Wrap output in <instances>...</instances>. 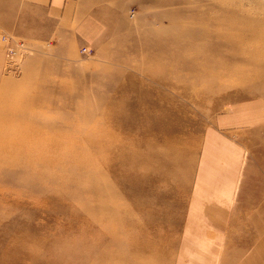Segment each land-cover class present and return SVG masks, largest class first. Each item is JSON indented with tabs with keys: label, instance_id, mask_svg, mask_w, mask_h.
I'll return each instance as SVG.
<instances>
[{
	"label": "rangeland",
	"instance_id": "374dc122",
	"mask_svg": "<svg viewBox=\"0 0 264 264\" xmlns=\"http://www.w3.org/2000/svg\"><path fill=\"white\" fill-rule=\"evenodd\" d=\"M0 2V179L17 191L35 196L29 208L18 210V216L42 229L46 224L52 236L59 238L62 234L70 239V243L84 235L92 234L94 238L99 231L111 227L122 231L124 236L128 233L130 239L141 243L154 235L155 227H161L162 230H157L165 241L166 255L158 264H179L180 261V264H196L194 260L200 258L204 264H223L230 250L238 251L242 245L241 218L232 216L231 205L210 202L219 197L216 192L218 197L213 194L208 201L212 203V213L220 217L201 220L198 212L205 205H199L195 211L197 205H189L188 192L191 193L195 181L213 183L218 178L206 176L205 169L210 164L205 168L203 165L208 159L206 155L211 156L210 150L205 151L206 155L204 150L214 148L216 143L233 147L221 157L228 164H235L238 175L245 162L253 163L256 168L252 171H260V181L264 183V125L240 130L234 138L225 139L215 132L213 124L219 112L231 104L236 107L249 105L245 109L250 110L249 113L264 110V79L238 84L233 80L243 78L241 71L224 73L219 76L225 80L220 91L199 94V101L195 90L200 87L194 82L200 86L216 82L214 76L198 77V70H187L178 65L168 72L165 65L169 64L170 57L159 54L153 60L151 50L158 45L154 43L170 36L185 34L181 39L186 42L189 40L187 34L212 29V20L227 13L219 10L222 5L234 10L232 16L236 17L235 11H239L245 21L264 23V0H70L68 11L73 19L65 21L64 14L50 15L53 19L49 18L50 25L39 22L40 17L26 0ZM208 13L218 15L213 17ZM34 15L36 23H32ZM89 16L93 18L95 30L87 38L80 34L79 27ZM84 45L90 47L87 54L81 51ZM10 46L15 47V54L9 53ZM234 61L242 65L243 72L256 77L264 70L261 66L245 64L241 59ZM211 65L215 69L225 68L221 61ZM175 89H182L184 95H179ZM155 90L174 106L171 107L173 110L169 107L160 110L153 107L152 110L158 116L163 115L169 124L181 119L182 124L190 128L189 140H194L188 168L183 167L185 190L176 189L158 168L149 171L142 163L135 168L150 174L152 178L148 184L129 193L121 172L108 173L100 185L95 183L112 191L102 194H106V198L101 194L96 197L99 192L96 184L93 187L92 184L99 174L92 168L104 166L102 170L107 173L110 158L104 148L106 142H95L94 138L116 129L121 134L127 130L135 135L138 132L136 125L143 127L147 120L144 118L122 129L116 116L121 113V119L136 117L141 113L142 92L150 91L152 100H160ZM123 110L127 116L123 117ZM111 111L116 112L115 115ZM21 132L44 133L47 141L49 138L56 143L32 147L34 163L42 162L43 158L53 159L35 176L54 178L47 185L45 182L41 188L44 190L33 188L30 176L27 178L19 167H13L10 160L2 159L10 156L1 145L4 138ZM216 135L219 136L217 139ZM91 136L93 141H90ZM198 143L201 145L197 150ZM129 147L141 149L144 146L132 143ZM212 154L216 156L213 151ZM76 179L81 183L73 184ZM258 187L261 192L264 184ZM47 195L50 200L45 206L43 198ZM136 198L140 200L139 204H136ZM100 200L103 208L99 206ZM167 210L168 214L160 220L159 216ZM223 214H229V217L225 218ZM195 225L207 228V232L200 240L202 244L191 248L193 244L189 242L198 239ZM200 232L205 233L204 230ZM109 239L106 236L104 243ZM184 242L189 243L186 249ZM148 251L142 258L138 254L139 263L150 256L151 251ZM128 255L134 258L137 253L128 251Z\"/></svg>",
	"mask_w": 264,
	"mask_h": 264
},
{
	"label": "bare ground",
	"instance_id": "6f19581e",
	"mask_svg": "<svg viewBox=\"0 0 264 264\" xmlns=\"http://www.w3.org/2000/svg\"><path fill=\"white\" fill-rule=\"evenodd\" d=\"M222 9L227 12L226 15L224 14L217 17L218 13L213 15L208 13V16L217 17L216 20H212L214 22L212 29L208 31L203 30L196 34H187L186 36H189V40L186 42L181 39V36L185 34L181 36H170L168 39H164L163 41L159 40L157 43H154L158 45L151 50V59L153 60L156 56H159V54L170 57L168 60L169 64L165 65L168 72L174 70V65H178L183 69L198 70V77H203L205 75L214 76L216 82L206 85L202 84L201 86L198 82H194V85L200 87L195 90L196 95H198L197 98L202 94L210 92L218 93L225 82V80H222L219 76L224 73L229 75V73L233 71H241L243 78H239L236 81L233 80V82H238V84L246 83L249 80L264 79V70L256 77L243 72L245 69H243L242 65L234 61L235 59H241L245 64L264 68V23L260 24L253 20L245 21L239 11H235L236 17L232 16L231 12L234 10L228 9L224 5H222L219 10ZM241 12L244 11L241 10ZM196 39L202 40L198 42L199 40ZM169 45L173 48L169 47ZM218 61L224 62V70L220 68L215 69L211 65V63H216ZM175 90H178L179 95H184L182 89ZM155 92L160 96L159 101H154L149 97L150 91L141 93V113L136 115V117L132 116L131 119H121V113H118V117L116 116L118 121H120L119 127L122 129H126L128 124L144 120L145 118L147 124L143 125V127L136 125L138 132H136L135 135L127 130L124 134H121L120 132L118 133L116 129L115 131L108 130L99 137H90V141H93L92 138H94L95 142H106L104 148H106L108 157L110 158L107 166V173H104L102 170L104 166L100 167L99 165H95L96 167L92 168L99 174L95 177L92 187L96 184L95 182L100 185V181L102 182L103 179L108 176V173L116 175L121 172L124 186H128L127 191L132 193L134 189L140 188L152 178L148 172H141L135 168L137 165L145 163L149 171H152L154 167L158 168L162 174L165 175L166 179L170 180L171 183L175 185L176 189L179 188L182 190L184 188L183 181L185 174L183 167L186 166L188 168L194 140H189L190 128L185 127L181 119L177 120L175 124H169L164 121L163 115L160 114V116H158L156 111L152 110L153 107L158 110H160V108L169 107L170 110H173L171 107L174 106L173 102H171L173 106L166 102V99H164L160 91L155 90ZM171 99L173 98L170 97V100ZM199 101L201 100L199 99ZM249 111L246 112L249 113ZM112 113L115 115L116 112ZM125 113V110H123V117L127 116ZM250 113H252V115ZM250 113L249 114L254 120L264 118V110L252 111ZM43 134L44 133L40 132L13 133V135H7L4 141H2L3 143H1L6 150V155L7 153L10 154V156H5L2 159L6 161L10 160L13 167H19L21 169L20 171L25 173L27 178L30 176V184L36 189H41L45 182L47 185L51 180H54L53 177L47 178L45 176V178H35V176L40 173L39 170L53 161L51 158H43L41 159L43 160L42 162L39 163L38 161V163H34L36 159L32 157V147L39 145L43 147L46 146L47 143L56 144L53 143L54 141L49 140V138L47 141ZM132 143L142 144L144 147L141 149L131 148L129 145ZM200 145L201 144L198 143L197 150ZM126 148L129 149L126 150ZM29 172L32 173L29 174ZM72 172H74V170H72ZM79 183H81V181L78 179L73 182V184L76 185ZM98 184H96V190L99 194L97 193L98 195H96V197L100 194L102 195L106 191H112L104 190L106 188ZM93 190L95 189L93 188ZM104 196L107 195L105 194ZM34 199L35 196H33L32 193L17 191V189H14L6 181L0 179V264H158L159 261L165 258V241H163L160 231L157 230L158 228L162 230L161 227H155L154 229L159 231V235H156L155 231L154 235L150 236L151 238L149 237V239L141 243L137 242L136 239H130L128 233L124 236L122 231H118V229L115 230L112 227L104 231H99L94 238L92 234L84 235L81 239H75L70 243V239L68 240L62 234L59 238L54 237V235L52 236L46 224L42 226V229L36 224L34 225L32 222H29V220L28 222L26 220L24 221L18 216V210L29 208V203L33 202ZM43 200L45 206H47V201L50 200V196L47 195ZM136 201H138L136 204L140 203L138 198H136ZM102 202L103 201L100 200L101 204H99V206H102ZM95 203H97V201ZM106 203L107 202H105V204ZM114 203H116L115 200ZM83 205L84 207L87 206H85V204ZM109 206L108 208L110 209L111 206ZM103 207L104 206H102V208ZM167 212L168 210L163 212V214L159 216V219L161 220L166 216L168 214ZM101 213H103V211ZM101 213L99 212V214ZM180 217L182 216L180 215ZM174 218L176 219V216ZM97 220L98 218H96L95 221ZM41 229L42 231H40ZM106 236H109L110 239L108 242L104 243L103 240ZM177 241H175V244H177ZM188 245L189 243L184 242V248H187ZM146 250L151 251L150 256L148 258L145 257V260L139 263L138 254L141 257ZM128 251H135L137 255L134 258L133 256L130 257ZM172 258L173 256H171V259ZM203 263L204 261L201 262V264Z\"/></svg>",
	"mask_w": 264,
	"mask_h": 264
},
{
	"label": "crops",
	"instance_id": "0c3cea01",
	"mask_svg": "<svg viewBox=\"0 0 264 264\" xmlns=\"http://www.w3.org/2000/svg\"><path fill=\"white\" fill-rule=\"evenodd\" d=\"M26 2L32 8L34 13L37 12V15L40 17L39 22L46 23V25L51 24L49 18H51L50 15L54 14H64L65 21L73 19L72 16H69L70 13L68 11L70 0H26ZM32 23H36L35 15L33 16ZM45 27L46 26H44V28ZM46 30L48 31V28H46ZM94 30L95 24H93L92 16L84 19L79 27L80 34L87 38L93 35ZM248 106L249 105L236 107L231 104L228 108L219 112L213 123L215 132L218 133L221 138L223 136L225 139H228L234 138L235 133L240 130H249L250 127L263 126L264 119L254 120L251 117L252 113H250L251 115H247L248 113L245 109H248ZM217 137L219 136L216 135V139ZM213 146L214 148L206 147L204 150L205 155V151L210 150L211 156L209 157L206 155L205 158L208 159L204 160L203 165L205 168L207 164H210L209 168L205 169L206 176H218V178L213 180V183L208 181L201 184L200 180L195 181L191 193H189V205H197L195 211L199 205H205L198 212L201 214L200 219L204 220L210 216L214 219L220 217V215L215 216L216 213H212V203H229V205H231V213H233L232 216L235 218H241L240 242L242 245L238 248V251L236 250L233 252L230 250L228 255L225 256L226 260L223 264H264V189L260 192L258 187L259 185L264 184L260 181L261 172L258 171L256 174L252 171V168H256L253 163L245 162V165L240 167L243 171L238 175L236 173L238 168L235 167V164H228L225 162V159L222 160L221 157V154H226L231 151L233 147L227 143H220V145L216 143ZM212 151L215 152L217 158L216 156H213ZM251 165L253 167L249 168L248 166ZM217 189H219V192ZM213 191L214 193H212ZM216 192L219 194V197L215 194ZM213 194L218 198L211 200L210 202L212 203H210L208 200L209 197L212 198ZM198 213L194 214L198 215ZM223 217L228 218L229 214L228 216L223 214ZM192 220H194V218ZM213 224L214 221L212 222V225ZM193 228L198 231V239L194 238L189 242L193 244L191 248L202 244L200 240L204 239L207 232V228H202L201 225H195ZM201 230L206 231L204 234H201ZM206 251L207 250H204V252ZM198 252L201 251L198 250ZM200 260L201 258L198 260L195 259L194 262L196 264L198 262L201 263Z\"/></svg>",
	"mask_w": 264,
	"mask_h": 264
},
{
	"label": "built area",
	"instance_id": "2783aa9c",
	"mask_svg": "<svg viewBox=\"0 0 264 264\" xmlns=\"http://www.w3.org/2000/svg\"><path fill=\"white\" fill-rule=\"evenodd\" d=\"M7 41V40H6ZM9 53L11 52V54H15L16 53V49L13 46H10V49L8 50ZM82 53H89L90 52V47H88L87 45H84V47L81 49Z\"/></svg>",
	"mask_w": 264,
	"mask_h": 264
}]
</instances>
